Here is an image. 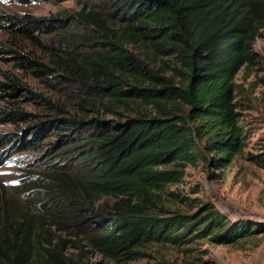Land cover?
Instances as JSON below:
<instances>
[{"label":"trees","instance_id":"16d2710c","mask_svg":"<svg viewBox=\"0 0 264 264\" xmlns=\"http://www.w3.org/2000/svg\"><path fill=\"white\" fill-rule=\"evenodd\" d=\"M100 2L102 9L83 4L71 14L0 8V58L9 66L0 73V92L9 97L0 123L20 126L21 151L40 148L56 130L52 149L67 154L28 171L41 183L26 188L65 200L74 221L87 225L86 245L114 260L138 259L150 244H235L264 233V224L231 220L210 202L189 213L164 196L188 165L200 162L216 177L211 169L223 171L243 153L235 78L258 62L264 0ZM18 98L45 114L22 108ZM246 159L264 168V151ZM38 236L20 225L0 227V264H75L62 251L67 240L47 248Z\"/></svg>","mask_w":264,"mask_h":264},{"label":"rangeland","instance_id":"374dc122","mask_svg":"<svg viewBox=\"0 0 264 264\" xmlns=\"http://www.w3.org/2000/svg\"><path fill=\"white\" fill-rule=\"evenodd\" d=\"M83 4H90L91 8L103 7L100 0H62L58 3L0 0L3 11L19 15L71 14ZM4 36L0 31V39ZM254 50L258 62L242 68L235 78L239 122L246 136L243 153L223 171L211 169L216 177H211L200 162L188 165L182 181L170 185L164 194L169 207L192 213L201 203L210 202L231 220L264 224V168L246 159L249 153L264 151V27L255 40ZM37 54L44 57L40 50ZM5 69L9 66L0 58V73ZM23 81L36 91L57 95L38 79L23 77ZM5 98L9 99L0 92V105H4ZM16 101L24 109L45 114L36 104H28L22 98ZM52 131L40 148L21 151L16 143L20 126L0 123V227L20 225L22 229L34 230L47 248L61 239L67 240L62 251L75 264H264V233L235 244H213L207 238L183 246L150 244L142 248L144 256L129 262L94 251L83 238L87 225L74 221L71 205H66L65 200L47 188H26V183H41L40 178L28 171L42 170L50 162L57 164L59 157L67 155L52 149L53 143L58 141L56 130ZM26 175L32 176L27 178ZM168 192L178 193V196H170ZM46 239L52 243L48 244Z\"/></svg>","mask_w":264,"mask_h":264}]
</instances>
